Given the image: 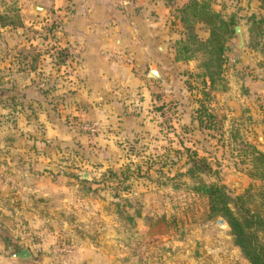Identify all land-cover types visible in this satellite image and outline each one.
<instances>
[{
	"label": "rangeland",
	"instance_id": "obj_1",
	"mask_svg": "<svg viewBox=\"0 0 264 264\" xmlns=\"http://www.w3.org/2000/svg\"><path fill=\"white\" fill-rule=\"evenodd\" d=\"M21 5L0 0V14L20 18ZM228 9L219 13L241 25L240 50L233 31L222 32L216 72L212 63L203 65L209 52L184 29L188 49L178 43L174 58L184 64L175 88L180 96L153 92L155 101L144 110L153 128L115 138L118 147L102 152L73 139L90 138L77 127L84 119L56 114L71 126L68 141L47 131L28 108H16L23 100L13 92L24 77L47 76L50 62L57 75L64 73L63 51L51 31L57 22L0 24L7 28L0 29V140L6 145L0 146V264H250L225 220L209 214L207 196L195 189L198 180L220 184L264 216V23L252 24L261 0ZM14 28H22L17 39ZM194 158L207 167L189 172ZM155 216L163 223H150ZM258 237L264 245V230ZM22 246L32 261L9 256Z\"/></svg>",
	"mask_w": 264,
	"mask_h": 264
},
{
	"label": "crops",
	"instance_id": "obj_2",
	"mask_svg": "<svg viewBox=\"0 0 264 264\" xmlns=\"http://www.w3.org/2000/svg\"><path fill=\"white\" fill-rule=\"evenodd\" d=\"M19 1L22 23L29 18L39 20L38 25L45 20L57 22L51 31L57 38L56 47H61L65 54L60 61L64 68L61 76L53 71L54 62H50L45 69L47 76L31 72L18 86L19 91L13 92L23 100L16 108L21 112L28 108L47 131L61 132L62 139L70 141L71 126L57 113L69 114L72 122L94 119L99 125L96 135L90 138L76 135L73 139L90 141L99 152L114 149L118 147L115 138L153 128L150 112H144L155 101L153 92H162L165 99L169 92L180 96L175 88L184 64L174 58L177 42L183 37L180 18L187 0ZM208 1L218 12L229 11L228 8L241 3V0ZM30 4L42 6L44 12L30 13ZM195 30L200 32L197 35L201 39L208 35L202 23H196ZM14 31L15 39L22 36V28ZM48 50L52 52L54 46ZM124 56L130 61H124ZM39 66L40 63L36 69ZM148 68L157 69L163 80L149 76ZM56 100L58 104L51 103ZM1 141L0 146L6 147ZM15 146L16 153L21 154V144ZM226 261L218 264H227ZM242 264L247 262L242 260Z\"/></svg>",
	"mask_w": 264,
	"mask_h": 264
},
{
	"label": "trees",
	"instance_id": "obj_3",
	"mask_svg": "<svg viewBox=\"0 0 264 264\" xmlns=\"http://www.w3.org/2000/svg\"><path fill=\"white\" fill-rule=\"evenodd\" d=\"M262 12L260 16L252 21L256 27H260L264 23V0H261ZM181 21L186 32L187 39L196 41L199 45L204 47L210 56L206 62L203 63L208 67L210 63L216 68V72L220 69L221 55L223 51V42L221 33L225 31H233L232 18L225 20L218 11L210 7L208 0H187L182 7ZM202 23L208 30V35L205 39H200L195 34L194 25ZM0 24L17 27L21 25V20L18 14L10 15L8 13L0 14ZM180 50H187L188 46L183 39H180ZM179 48H176L175 57L179 56L177 53ZM63 52V57H64ZM188 55H183L185 58ZM207 74V72H206ZM208 81L211 83L212 79L209 73L207 74ZM257 157L263 156V153L254 150ZM204 164L202 158H194L187 170L192 172L194 169H200ZM222 185L214 183H205L198 180L195 189L201 194L207 196L208 212L210 215L221 216L229 227L232 235V240L243 253L245 259L250 264H264V245L258 237V230H264V216L248 209L243 205V200L240 195L228 196L222 191ZM163 216H155L149 218V222H156V224L163 223ZM151 229V228H150Z\"/></svg>",
	"mask_w": 264,
	"mask_h": 264
},
{
	"label": "water",
	"instance_id": "obj_4",
	"mask_svg": "<svg viewBox=\"0 0 264 264\" xmlns=\"http://www.w3.org/2000/svg\"><path fill=\"white\" fill-rule=\"evenodd\" d=\"M29 10H30V13H32L34 15H41L44 12V8L38 4H30ZM241 31H242V29H241L240 24L237 23L233 26V33L236 37L235 45L237 48H239V50H240V48L244 42ZM147 73L151 77L163 80L162 74L155 68H148ZM85 175H86V172H83V177ZM9 256L12 258H16L20 261H25V262L33 260V254L31 252V250L26 246H22L16 250H14L13 252H11L9 254Z\"/></svg>",
	"mask_w": 264,
	"mask_h": 264
},
{
	"label": "built area",
	"instance_id": "obj_5",
	"mask_svg": "<svg viewBox=\"0 0 264 264\" xmlns=\"http://www.w3.org/2000/svg\"><path fill=\"white\" fill-rule=\"evenodd\" d=\"M73 53V51H71ZM124 61H130L128 56L123 57ZM79 130L86 132L90 137L94 136L99 130L98 122L94 119H84L77 124Z\"/></svg>",
	"mask_w": 264,
	"mask_h": 264
}]
</instances>
